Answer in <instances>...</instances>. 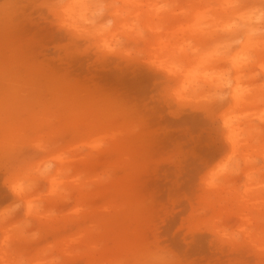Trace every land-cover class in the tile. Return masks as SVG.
<instances>
[{
  "label": "rangeland",
  "instance_id": "1",
  "mask_svg": "<svg viewBox=\"0 0 264 264\" xmlns=\"http://www.w3.org/2000/svg\"><path fill=\"white\" fill-rule=\"evenodd\" d=\"M1 130L0 264H264V0H0Z\"/></svg>",
  "mask_w": 264,
  "mask_h": 264
},
{
  "label": "bare ground",
  "instance_id": "2",
  "mask_svg": "<svg viewBox=\"0 0 264 264\" xmlns=\"http://www.w3.org/2000/svg\"><path fill=\"white\" fill-rule=\"evenodd\" d=\"M202 2V1H201ZM145 6V5H144ZM204 14V12H199V14H197V17H198V19H199V21H200V19H201V16ZM248 17H247V22L251 25V23L250 22H253V21H255V20H261V15L259 14H255V15H251L250 13L247 15ZM196 24H197V20H196V18H193L192 20H191V23H189V26H188V28L190 27V29H194L195 27H196ZM42 119H40L39 121H41ZM39 123V122H38ZM33 125H35V124H33ZM3 131H5V130H1L0 131V133H3ZM16 132H17V134H11L7 139L6 138H1L0 139V145H12L11 144V141L15 138V137H19L18 135H19V132L16 130Z\"/></svg>",
  "mask_w": 264,
  "mask_h": 264
},
{
  "label": "clouds",
  "instance_id": "3",
  "mask_svg": "<svg viewBox=\"0 0 264 264\" xmlns=\"http://www.w3.org/2000/svg\"><path fill=\"white\" fill-rule=\"evenodd\" d=\"M169 261L166 260H137L131 262V264H168Z\"/></svg>",
  "mask_w": 264,
  "mask_h": 264
},
{
  "label": "snow or ice",
  "instance_id": "4",
  "mask_svg": "<svg viewBox=\"0 0 264 264\" xmlns=\"http://www.w3.org/2000/svg\"><path fill=\"white\" fill-rule=\"evenodd\" d=\"M168 264H179L177 261H169Z\"/></svg>",
  "mask_w": 264,
  "mask_h": 264
}]
</instances>
